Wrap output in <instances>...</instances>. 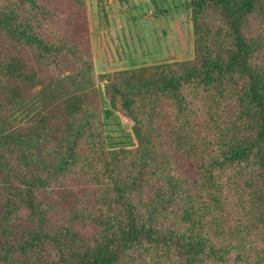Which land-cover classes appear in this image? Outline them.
<instances>
[{
	"label": "trees",
	"instance_id": "1",
	"mask_svg": "<svg viewBox=\"0 0 264 264\" xmlns=\"http://www.w3.org/2000/svg\"><path fill=\"white\" fill-rule=\"evenodd\" d=\"M189 6L192 59L94 78L85 0H0V264H264V0Z\"/></svg>",
	"mask_w": 264,
	"mask_h": 264
},
{
	"label": "rangeland",
	"instance_id": "2",
	"mask_svg": "<svg viewBox=\"0 0 264 264\" xmlns=\"http://www.w3.org/2000/svg\"><path fill=\"white\" fill-rule=\"evenodd\" d=\"M85 1L94 78L128 68L192 59L189 0ZM97 85L103 92V84ZM33 107L27 111L20 108V120L29 118ZM102 107L110 110L104 99ZM105 132L110 148L133 145L129 125L114 111L106 120Z\"/></svg>",
	"mask_w": 264,
	"mask_h": 264
}]
</instances>
